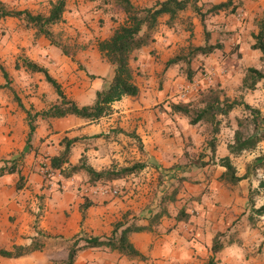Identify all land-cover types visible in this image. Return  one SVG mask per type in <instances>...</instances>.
Here are the masks:
<instances>
[{"label":"crops","instance_id":"crops-1","mask_svg":"<svg viewBox=\"0 0 264 264\" xmlns=\"http://www.w3.org/2000/svg\"><path fill=\"white\" fill-rule=\"evenodd\" d=\"M130 1L148 6L155 0ZM204 1L211 4L223 0H200ZM18 2L20 5L16 9L26 8L31 12H41L40 4L48 3L49 0ZM48 6L43 13L47 11ZM110 6L112 4L106 0L65 1L62 13V21H66L65 28L71 32L74 30V33L79 31L78 40L84 44L74 53L73 60L67 58L58 47L44 42L43 36L36 38L41 46H5V50L23 52L24 56L43 66L56 79L68 98L77 105H89L93 101L94 93L99 89L101 82L96 81L103 78L102 68L105 67L102 64L104 59L100 57L96 47L97 41L108 37L112 28L118 24L113 21ZM222 12L224 11L218 13ZM166 18V15L161 16L153 40L135 51L134 58L129 61L135 71L133 80L139 87L137 96H123L120 100L112 102L111 112L93 121L73 115L47 119L38 117L29 145L25 144L27 126L24 113L20 112L21 123L10 128L12 137H15V144L12 145L20 149L26 146L23 162L17 167L22 179H26L25 185L20 188L21 192L24 195L31 192L33 198L30 197L31 203L28 205L24 202L13 205L12 211L21 220L19 233L26 234L25 239H20L18 244H28L35 239L41 247L16 258H6L7 260H13L16 264H37L31 260L44 255L46 264L65 261L70 240L79 230L84 236H109L112 223L123 220V214H126L124 220L127 223L147 225L149 217L157 210L159 197L172 191L160 192L153 199V177L149 179L145 173L144 183L142 174L138 172L120 179L89 184L85 181L86 174L83 171L63 177L57 170L48 168V162L43 157L44 154L56 155L62 149L59 144L62 137H76L68 157L70 165L76 164L81 154L85 156L86 163L96 170L107 168L110 164L125 165L126 159L129 158L126 152L135 151L133 145L126 147L127 143L132 142L130 134L133 133L135 139L138 138L141 143L142 153L151 158L154 164L168 166L173 163L172 160H165L163 151L171 149L169 146L172 138L181 140L182 131L177 122L172 123L161 116L162 109L153 107L157 103L156 99L159 101L163 96L162 91L153 94L145 83L152 82L155 72L164 74L168 80L174 73V66L181 65L174 64L162 72L164 61L181 50L177 47L184 45L179 43L180 37L186 36L183 28L180 29L183 22L187 20L189 28H192L191 31H186L188 34H194L195 39L189 41L191 44H203L204 37L201 43L202 26L190 9L178 13L171 26L165 24ZM175 25L178 27H174ZM205 30L208 33L210 31L206 26ZM237 43L241 46L240 42ZM162 53L167 57H163ZM156 55H159L160 64L154 60ZM16 70L27 73L22 67ZM32 74L37 83L32 90H29L31 74L20 83L17 74L12 75L10 86L15 89V94L26 109L32 107L37 111L54 102L56 94L40 73ZM138 80L145 81L140 84ZM188 85L190 83L186 81L185 87H189ZM179 88V84L175 86L176 91ZM2 92L3 89H0V95ZM16 107L15 102H9L7 108ZM174 116L175 119L178 118L175 114ZM63 120L71 124L59 128V123ZM190 133L193 134V130L185 133V138L191 136ZM225 144L223 140L216 139L215 157L227 154ZM11 147L9 136L0 134V148L10 153L13 149ZM260 156L264 160V152L259 154L257 151L252 158ZM206 159L205 154L203 161ZM2 164L1 161L0 166ZM207 166L206 164L205 167L192 172L196 179L203 181ZM222 171L223 168L216 165L213 175L204 182L186 183L185 190L175 189L174 200L162 204L169 214L168 217L161 216L156 223L148 225L149 229L128 234L129 242L141 257L128 256L102 247H88L77 250L71 264H208L209 259L213 260L212 264H264V213L259 216L252 214L258 217V220L251 218L250 206L247 203L248 188L243 186L246 179L235 185H228L218 180ZM244 171H238L236 174L241 175ZM44 173L51 177L47 178ZM6 175L8 174L0 176V196L5 193ZM259 176L264 179V171ZM241 181H244L243 184ZM256 195L258 199L263 200L257 206L253 205L254 208L264 201V188L258 190ZM85 197L92 204L85 209L84 218L81 220L79 204ZM181 208L185 214L184 218L175 221L174 215ZM37 210L39 214L35 217L34 211ZM0 211H5L3 201H0ZM217 232L222 233V247L213 253L210 249L211 242ZM225 233H231V236L222 242Z\"/></svg>","mask_w":264,"mask_h":264},{"label":"trees","instance_id":"trees-1","mask_svg":"<svg viewBox=\"0 0 264 264\" xmlns=\"http://www.w3.org/2000/svg\"><path fill=\"white\" fill-rule=\"evenodd\" d=\"M66 0H49L48 9L43 12H31L23 9H7L4 8L0 2V19L12 17L23 22V26L33 30V38L43 36L49 43H53L52 26L62 21V13L64 11ZM115 6L122 14L123 21L112 28L108 37L97 41L96 47L100 57L113 66V74L104 89L96 91L95 98L92 104L77 105L72 99L68 98L60 84L53 78L46 69L37 63L29 60L26 57H20L19 61L15 60L13 67L18 69L22 67L25 71L31 73H40L43 80L51 86L56 94V100L50 103L45 108L34 111L30 107L25 108L21 103L19 97L15 94L10 86L11 78L4 66L0 63V75L3 82L0 83V89L9 90L12 94V99L17 107L24 113V120L27 126L25 144L29 145L31 134L35 128L36 118H62L67 115L84 119L86 121H93L103 117L111 112V104L114 101L120 100L123 96L135 97L139 93V87L135 84L133 77L135 75L134 69L131 67L129 61L134 58V52L138 49L148 45L153 40V35L157 31L159 19L166 15L165 24L171 26L177 18L178 13L190 9L191 12L198 18L202 26L204 34V43L199 45L187 44L185 48L178 53L167 58L162 67L164 72L168 67L174 64H184L187 69V78L190 79L194 70L190 67V63L196 55H208L215 49L219 48L216 43L210 44L207 42L209 38L208 31L205 30L204 20L207 15H214L221 11H234L235 5L231 0H223L217 3H211L202 10L199 0H155L151 5H137L130 0H106ZM252 41L249 48L258 50L260 53V61L264 67V12L260 19L256 22V31L251 34ZM235 49L230 48L226 54H232ZM236 55H239L238 53ZM189 69V71H188ZM191 69V70H190ZM264 79V71L253 66H247L244 69L243 75L240 79V86L243 90H252L256 84ZM207 96H204V104L199 109H195L190 101L187 102H170L168 104L169 112L172 114L183 115L188 118V123L194 125L199 121H207L212 124V136L207 140L205 145L207 159L206 164L217 165L223 168V171L218 176V180L228 184L235 185L240 180L246 179L250 182V178L255 176V168L264 165V160L260 157H255V165L247 164L245 171L241 175L236 174V169L230 157H236L245 151H253L257 144L264 140V127L256 130L249 135H243L239 129L233 130L232 138L225 144L227 154L221 157H215L216 138L214 135L218 131V123L214 122L216 115H226L231 109L237 105H242L245 109L256 117L259 110L250 107L241 100H226L219 99L213 91H209ZM121 131V130H119ZM133 137L134 134L131 133ZM77 140L76 137H62L59 144L62 149L56 155H43L48 162V168L55 169L63 177L83 171L86 174V182L93 184L95 182H103L108 180L120 179L126 175L136 173L146 166L145 162L133 161L128 165L117 166L110 164L109 167L96 170L86 163L84 155H80L78 161L74 165H70L68 157L71 146ZM137 147L142 151L141 143L136 138ZM3 164L0 166V176L16 172L17 180L14 183L15 189L22 187V175L17 167L15 159H2ZM253 162V161H252ZM264 188V179L258 178L257 188L248 187L247 201L250 210L257 216L264 213V201L258 207H253V196L258 193L257 189ZM175 189L170 194H162L159 197L157 210L149 217L147 225H136L133 222H126L124 220H117L112 223V229L109 236H84L79 230L73 238L68 247L67 258L64 264H71L74 254L77 250L88 247H102L109 250H116L128 256L141 255L133 248L128 240V234L134 231H142L149 229V224H154L161 216L168 217L165 207L162 205L165 202L174 200ZM92 202L86 197L79 204L81 213V220L84 218L85 209L91 205ZM183 208L179 209L174 215V220L178 221L184 218ZM34 227V225H33ZM222 233L217 232L211 242V251L213 253L221 249L222 243L220 237ZM81 241V242H79ZM40 244L31 240L28 244H14L11 248L0 247V257L2 258H16L31 251L40 249ZM213 260L209 259L208 264H212Z\"/></svg>","mask_w":264,"mask_h":264},{"label":"rangeland","instance_id":"rangeland-1","mask_svg":"<svg viewBox=\"0 0 264 264\" xmlns=\"http://www.w3.org/2000/svg\"><path fill=\"white\" fill-rule=\"evenodd\" d=\"M231 1L235 5L234 11L227 10L215 15L205 16L204 27L206 26L208 27V30H210L208 43H216L220 47L208 55H196L190 63V67L194 70L190 79L187 78L188 74L186 66L181 64L174 66V73L168 78V80L164 74L162 75L159 72H155V77L152 82L145 83L146 86L149 85L147 88H150L153 94L162 91L163 96L160 97L159 101L156 99L155 102L157 103L153 107L162 109L161 111H163L164 114L162 113L161 116L163 115L165 119L170 120L172 123L177 122V125L182 131L180 132V141L171 134V136L174 137L170 142L169 148L171 149H168L169 151H163V157L165 160L167 162L172 160L173 162L168 166L156 165L152 162L151 158L145 157L146 155L137 147L135 137L131 136L132 142L126 144L127 148H129L130 145H133L134 147L132 146V148L135 151L134 153L126 152L129 158L126 159L127 163L125 165H128L133 161L143 160L142 162H145L147 166L143 167L138 173L142 174L141 178L144 183L146 177V175H144L145 173L148 174L147 176L149 179L153 177L155 185L151 190L153 199L154 196H158L160 192H168L173 189L185 190V186H187L186 183L204 182V180L209 179V177L213 175L216 168V165L207 164L208 166L204 172L203 181H200L201 179L198 178L196 179L195 175L192 174L196 169L203 168L206 165L203 159L207 150H205L204 147L207 140L213 135L211 132L212 124L202 120L191 125L188 123L187 117L179 114H175L178 116V118L175 119L174 114L169 112L168 104L170 102L190 101L195 109H199L204 104V96H207L209 91H213L220 100H241L250 107L258 109L259 114L256 117H253L254 115L250 114L242 105L235 106L226 115L215 116L214 122L217 121L218 123V131L216 132L215 137L217 136L216 139L219 138L225 143L231 140L233 130L235 129H239L243 135L246 136L264 127V79L260 80L252 90H243L240 86V79L245 67L253 66L264 71V67L260 61L259 51L252 50L248 46L252 41L251 34L256 31V22L264 12V0ZM0 2L4 8L7 9H16L20 5L18 0H0ZM27 2L28 0H26V3ZM209 3L210 2L207 1L200 2L199 0L202 10L207 8ZM47 5L48 3L40 4V11H45ZM110 9L113 21L121 23L123 21V14L113 5L110 6ZM187 16L191 18V16ZM100 20L98 21L102 23L103 21L101 20V22ZM98 21H96L97 24ZM65 23L66 21H62L52 26L51 39L53 43H49V45L58 47L67 58L73 60L74 53L80 49V47L84 46V44L78 40L80 32L76 31L74 33V30L72 32L67 30L65 28ZM188 25L189 23L186 20V22H183L180 27V29L183 28L186 36L184 35L183 37H180L179 43L182 42L184 45L177 48L183 49L186 45L185 42L195 39L193 32L190 34L186 32L187 30H192ZM174 27L178 26L175 25ZM200 34V41L203 43L204 34L202 27ZM44 42L48 43V40L45 39ZM237 42H240L241 46H238L239 44ZM5 46H41L39 41L33 38L32 29L24 27L23 22L16 18L6 17L0 19V63L8 72L10 78H12V75L17 74L19 83L26 80L24 78L27 77L28 74H31L29 75L31 80L29 83V90H32L33 87L37 86V83H35V80L33 79L34 75L28 71H26L27 73H23L21 70L19 72L12 66V64H14L13 60H18V62H20L19 58L26 56H24L23 52L19 50L8 52L5 50ZM230 48H234L235 52L227 55L226 52ZM16 49L18 48L16 47ZM237 53L239 55H236ZM162 56L165 57L166 55L163 54ZM155 59L158 61V64L161 63V61H159V55L154 56V60ZM102 64L105 66L102 68L103 78L96 81V83L101 82L97 91L104 89L107 86L113 72V66L110 63L103 60ZM0 81L3 82L1 75ZM143 81L138 80V83L143 84ZM186 81L190 83V85H188L189 87H185ZM178 84L180 85V88L176 91L177 89L175 90V86ZM14 90L15 89H13V91ZM9 102H14L12 94L9 90L3 89V92L0 95V128H2L0 129V134L9 136L10 146H12L11 148L13 149L12 152L7 153L6 149L3 150V148H0V160L4 158H12L15 159L17 164H22V157L24 156L23 154L26 150V146H23L21 149L20 147H13L15 146L12 145L15 144V137H12V130L10 129L13 125L21 123L20 112L22 111L18 107L15 109L7 108ZM164 107H166V109ZM30 108L32 109V107ZM125 121H128V119H125ZM70 124L71 122L66 123V121L63 120L61 124L59 123L58 127L60 128ZM190 130H193V134L190 133L191 136L185 138L184 134L190 132ZM263 150L264 142L261 141L253 151H245L240 155L233 157L232 163L235 166L236 172L245 170L248 163H251V165L257 164L258 161L255 162V157H252L254 154H257V151L259 154H263ZM262 171H264V165L256 167L255 176L250 178V182L246 180L243 184L244 181H241L243 186L246 188L249 186L250 188H257L258 178L261 179L259 175ZM44 174L47 178L51 177L48 173ZM16 179L17 175L15 172L6 175L5 193L0 196V201L5 202V211H0V247L4 248H11L12 245L18 244L20 239H25L26 237L25 233H19L21 220L18 219L15 212L12 211L13 205H18L21 202L27 203L28 205L31 203L30 197L33 198L31 192L24 195L20 188L15 189L14 183ZM25 181L26 179H22V184L25 185ZM206 186H204V189H206ZM262 200L263 199H258L257 195L253 196L255 206H257ZM34 213L36 215L35 217H37L39 211H34ZM249 214L251 215V218L254 217L252 214L255 215L250 209ZM254 218L258 220V217L255 216ZM230 236L231 233H225L222 242L226 240L225 238H230ZM31 261H34L37 264H46L44 255L37 257L35 260L32 259ZM62 263L64 264V261H57V264ZM0 264L16 263H14L13 260H7L6 258L0 257Z\"/></svg>","mask_w":264,"mask_h":264}]
</instances>
